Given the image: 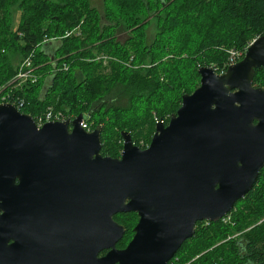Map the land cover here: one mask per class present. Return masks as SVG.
<instances>
[{"label":"water","instance_id":"95a60500","mask_svg":"<svg viewBox=\"0 0 264 264\" xmlns=\"http://www.w3.org/2000/svg\"><path fill=\"white\" fill-rule=\"evenodd\" d=\"M264 35L219 73L199 68L148 147L122 131L119 157L105 156L103 126L84 115L38 127L0 103V264H168L198 221H219L264 168ZM139 222L125 248L119 213ZM108 250L106 254L101 252Z\"/></svg>","mask_w":264,"mask_h":264},{"label":"trees","instance_id":"16d2710c","mask_svg":"<svg viewBox=\"0 0 264 264\" xmlns=\"http://www.w3.org/2000/svg\"><path fill=\"white\" fill-rule=\"evenodd\" d=\"M103 1L101 13L90 0H0V86L33 54L40 77L14 92L25 100L22 112L35 116L52 106L71 119L83 114L92 129L103 126L105 156H120L122 131L140 147L150 142L157 122L168 123L183 95L199 86L200 67L221 72L232 50L242 59L250 43L264 35V0ZM152 20L156 32L148 42ZM123 25L129 31L125 40L118 38ZM78 26L80 34L64 36ZM45 38L58 43L45 44ZM100 53L119 61L90 60ZM254 85L264 86V68L256 70ZM129 215L132 223L120 220L131 227L137 215ZM227 216L197 230L201 251L207 250L203 264H230L242 250L264 264V221L257 224L264 218V168ZM253 224L242 237L234 236ZM179 255L173 264L192 258Z\"/></svg>","mask_w":264,"mask_h":264},{"label":"built area","instance_id":"2783aa9c","mask_svg":"<svg viewBox=\"0 0 264 264\" xmlns=\"http://www.w3.org/2000/svg\"><path fill=\"white\" fill-rule=\"evenodd\" d=\"M73 33L80 34L81 33L80 27L78 26L72 30L66 31L64 36L67 37V36L72 35ZM47 41H49L48 44L51 45V44H54V42H58V39L57 38H45L44 42H47ZM32 56L33 54H30L28 57L23 59L18 65L17 73L6 84L0 86V103H12L20 111H22L21 108L24 106L25 100L18 97L16 93H14L15 90L22 89L23 86L31 82L33 83L37 82V80L40 77V74L36 72L35 67L33 65ZM240 57H241L240 53H237L236 51L232 50L231 56L228 62V66L241 60ZM90 60L102 61L105 65H107L112 60L119 61L117 57L106 54V53L96 54V57ZM123 64L128 65L126 61H124ZM68 68H69V65L65 63L63 65V69L68 70ZM226 69L222 70L221 73L225 72ZM33 117L39 128L42 127L45 123L50 122V121H55V120L64 121L67 118H70L62 111H55V109L52 106H48L46 111L40 114H37ZM81 125L84 129L88 131L93 130L91 128V125L88 123L86 119H83ZM227 215H225V217L223 218L224 221H227L230 219V217Z\"/></svg>","mask_w":264,"mask_h":264},{"label":"flooded vegetation","instance_id":"af4514ba","mask_svg":"<svg viewBox=\"0 0 264 264\" xmlns=\"http://www.w3.org/2000/svg\"><path fill=\"white\" fill-rule=\"evenodd\" d=\"M166 124H168V123H166ZM148 146H146V147H148ZM146 147H141V148L144 149ZM130 213H134L135 215H137V220L135 223H133V225L131 227L127 223L122 222L120 220V217H119V219H116L115 216H118V214L114 216L115 220H117L120 224L125 226V234H124L123 238L119 242H117L118 248H125L128 245V243L133 239V237L135 235V229L134 228L137 225V223L139 222L140 217L136 211L127 212L125 214H126V216H129ZM119 214H121V213H119ZM122 215L124 216V214H122ZM263 221H264V218L261 221L257 222V224H260ZM210 223H211V221H209V220L198 221L195 225L194 235L192 237L188 238L187 240H185V242L182 244L181 248L178 250V252L175 254V256L173 258H175V257L177 258L180 256L179 254L183 253L186 256V258L192 256V258H190L188 261H186L185 264H203L206 261L207 256L202 258V255L204 253H206L207 250L201 251V248H202V240L201 239L202 238L200 239V237H198V231L197 230L200 227L206 228L207 226H210ZM255 225L253 224V225L245 228L243 231L238 232L234 236L242 237V235H244L246 232H248L250 229H252ZM127 236H129V237H127ZM125 241H126V243L124 245H122ZM239 241L244 242V240L242 238H239ZM107 251L108 250L101 252L100 255L106 254ZM196 251H200V252H198L197 254H194ZM172 259L170 260V262L168 264H173ZM233 262H234V264H260L256 259H254V256L252 255V253L248 252L246 250H242L241 253L239 254L238 258L234 259V261L231 260L230 264H233Z\"/></svg>","mask_w":264,"mask_h":264},{"label":"rangeland","instance_id":"374dc122","mask_svg":"<svg viewBox=\"0 0 264 264\" xmlns=\"http://www.w3.org/2000/svg\"><path fill=\"white\" fill-rule=\"evenodd\" d=\"M90 2H91V5L92 6H95L101 13H103V11H104V1L103 0H90ZM14 11L16 12L17 11V8H14ZM17 16H14V18L17 17ZM16 22H17V20L15 19V22H14L15 25H16ZM128 32L129 31L123 25L119 29L118 38L121 39V40H125L126 37H127V35H128ZM155 32H156V23H155L154 20H152L151 23H150V25H149V27L147 28V40H148V42H150L154 38ZM57 43L58 42H54L55 45ZM155 131H156V128H155ZM155 131H154V133H155ZM154 133H153V135H154ZM153 135H152V137H153ZM151 140H152V138H151ZM151 140H150V142H151ZM150 142H148L147 144H144L143 141H142L141 144L143 145V147H146V146H148L150 144ZM120 219L123 220V221L131 222L132 223L133 217L131 215L126 216V217L123 216V215H120ZM125 243H126V241L122 245H124Z\"/></svg>","mask_w":264,"mask_h":264},{"label":"bare ground","instance_id":"6f19581e","mask_svg":"<svg viewBox=\"0 0 264 264\" xmlns=\"http://www.w3.org/2000/svg\"><path fill=\"white\" fill-rule=\"evenodd\" d=\"M47 42H49V41H47ZM47 42H44V41H43V43H47ZM223 217H224V216H223ZM223 217H222V218H223ZM222 218H221V219H222ZM221 219H220V220H221Z\"/></svg>","mask_w":264,"mask_h":264},{"label":"crops","instance_id":"0c3cea01","mask_svg":"<svg viewBox=\"0 0 264 264\" xmlns=\"http://www.w3.org/2000/svg\"><path fill=\"white\" fill-rule=\"evenodd\" d=\"M48 43V42H47ZM47 43H45V44H47Z\"/></svg>","mask_w":264,"mask_h":264}]
</instances>
